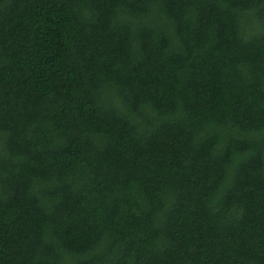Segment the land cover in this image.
<instances>
[{"label":"trees","instance_id":"1","mask_svg":"<svg viewBox=\"0 0 264 264\" xmlns=\"http://www.w3.org/2000/svg\"><path fill=\"white\" fill-rule=\"evenodd\" d=\"M0 264H264V0H0Z\"/></svg>","mask_w":264,"mask_h":264}]
</instances>
